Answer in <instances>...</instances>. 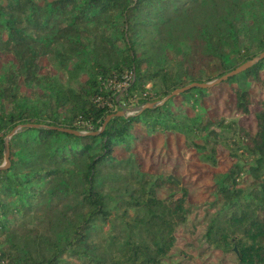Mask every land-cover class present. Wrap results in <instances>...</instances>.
Wrapping results in <instances>:
<instances>
[{
    "label": "trees",
    "instance_id": "obj_1",
    "mask_svg": "<svg viewBox=\"0 0 264 264\" xmlns=\"http://www.w3.org/2000/svg\"><path fill=\"white\" fill-rule=\"evenodd\" d=\"M0 52L13 57L0 72V264H166L190 188L143 171L131 150L156 132L211 143L231 126L178 102L195 107L226 83L254 131L236 123L248 160L213 173L204 240L264 264V57L163 102L264 52V0H0Z\"/></svg>",
    "mask_w": 264,
    "mask_h": 264
},
{
    "label": "rangeland",
    "instance_id": "obj_2",
    "mask_svg": "<svg viewBox=\"0 0 264 264\" xmlns=\"http://www.w3.org/2000/svg\"><path fill=\"white\" fill-rule=\"evenodd\" d=\"M11 55L0 52V72L6 63L12 61ZM42 73L49 70L53 74L57 73L54 65H51L47 58L42 59ZM64 78L62 73H59ZM84 77V76H83ZM85 78V77H84ZM231 85L223 84L211 90V94L200 101L195 107L185 100L178 105L184 109L181 111L194 115L202 113L213 119H225L231 126L227 130L221 131L217 138H213L211 143H206L203 132L190 136L189 145L187 139L182 134L160 132L143 134L135 141V146L131 153L139 159L142 169L148 173H159L160 171L170 174V177H177L190 188L189 207L191 208L188 220L178 227L176 232L177 241L171 252V256L166 260V264H237L233 254L224 255L220 250L207 248L204 234L207 227L206 212L212 209L215 201L214 172H226L236 161L248 160V155L244 152L243 139L239 138L238 127L252 128L254 124L251 120H243L233 108ZM253 93H257V88L249 82L248 86ZM38 89V88H35ZM31 92V91H30ZM201 104V105H200ZM177 104L175 105V107ZM131 107H121L127 114L133 113ZM140 135V127L136 128ZM204 148H199L195 144ZM216 148V162L212 163L204 156L211 153ZM242 175L240 179H242ZM244 179V177H243ZM245 182V181H242ZM214 211V210H213ZM108 230V225L104 226ZM71 264H81L78 260L66 258Z\"/></svg>",
    "mask_w": 264,
    "mask_h": 264
},
{
    "label": "water",
    "instance_id": "obj_3",
    "mask_svg": "<svg viewBox=\"0 0 264 264\" xmlns=\"http://www.w3.org/2000/svg\"><path fill=\"white\" fill-rule=\"evenodd\" d=\"M262 57H264V52H263L261 55L256 56L254 59H251L250 61L244 63L243 65H241V66H239V67H237V68L234 69L233 71H230L229 73H227V74H225V75H223V76H221V77H219V78H217V79H215V80H213V81H210V82H193V83H191V84H189V85H187V86H185V87H183V88L176 89V90L173 91L168 97H166V98L163 100V102H164L165 100H167V98H169L170 96L175 95V94H178V93H180V92H182V91H184V90H186V89H189V88H191V87H195V86H199V87H211V86H213L214 84L221 82L222 80H226V79H228L230 76H234L235 74H237V73H239V72H242V71L246 70L248 67L252 66L253 63H255L256 61H258V60H259L260 58H262ZM152 105H153V103H146V104L144 105V107H150V106H152ZM125 112H126L125 110H120L117 114H118V115H123ZM111 117H112V115H110V116L106 119V121H105L104 125L102 126V128L105 127L106 123L109 121V119H110ZM60 129H61V130H65V131H71L70 129H69V130H68V129H63V128H60ZM9 164H10V160H9V152H7V154H6V163H5L4 165L0 166V168L8 167ZM235 249H236V248H235Z\"/></svg>",
    "mask_w": 264,
    "mask_h": 264
},
{
    "label": "built area",
    "instance_id": "obj_4",
    "mask_svg": "<svg viewBox=\"0 0 264 264\" xmlns=\"http://www.w3.org/2000/svg\"><path fill=\"white\" fill-rule=\"evenodd\" d=\"M129 80H130V76H126L124 81L116 82L115 86L117 87V89L121 90V89L125 88L128 85Z\"/></svg>",
    "mask_w": 264,
    "mask_h": 264
}]
</instances>
